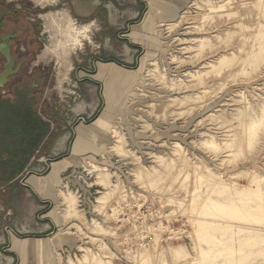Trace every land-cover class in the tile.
I'll return each mask as SVG.
<instances>
[{"label": "rangeland", "instance_id": "rangeland-1", "mask_svg": "<svg viewBox=\"0 0 264 264\" xmlns=\"http://www.w3.org/2000/svg\"><path fill=\"white\" fill-rule=\"evenodd\" d=\"M0 9L1 33L27 35L46 56L34 78L15 75L0 89L11 96L0 118L29 92L34 106L46 96L52 144L101 113L107 137L59 176L39 231L10 212L27 201L15 187L28 173L48 175L66 151L31 159L0 133V264H16L8 232L53 236L48 264H264V0H0ZM103 62L131 71L114 83L109 110L101 88L81 79ZM118 139L125 154L112 151Z\"/></svg>", "mask_w": 264, "mask_h": 264}, {"label": "crops", "instance_id": "crops-1", "mask_svg": "<svg viewBox=\"0 0 264 264\" xmlns=\"http://www.w3.org/2000/svg\"><path fill=\"white\" fill-rule=\"evenodd\" d=\"M27 40H29V37L22 34L13 43V57L17 59V62H24L23 68L14 78H34L36 73L43 70L44 65H39L38 62L39 59H45L46 56L43 57L41 52L36 54L32 50L31 43L26 42ZM1 63L2 58L0 57V66ZM128 72L131 71L121 68L112 62H103L97 64L95 73L92 76L85 78L87 76L83 74L85 76L81 79L87 81L93 89L101 88V96L98 99V103L105 110H107L106 106L109 103V110L112 103L116 101L113 100L114 94L111 89L115 87V84L116 86L119 84L123 85L124 78H126V73ZM111 83L112 87L109 86ZM106 86H109L110 90L108 98L105 93ZM6 97L11 96L7 94L0 96V102L6 101ZM20 97L15 95L13 102H11L13 104L17 103L19 107L16 114H13V117L10 116L12 118H9L5 114V110H2L0 133L3 136L5 134L10 135L12 141L17 143V148L21 151L26 150L25 155H31V159L35 157L37 152L42 155V158L46 159L47 155L53 151H66V157L51 164L48 175L28 173L22 176L15 187L21 198L27 200L26 203H19L16 210H10L13 215L16 214L18 216L19 221L17 224L25 227L24 229L43 231L47 230V217H52V211L48 213L41 212L42 216L40 218L38 214L42 206L51 205V201L56 199L59 176L69 167L78 165L82 156L95 154L107 144L103 125L104 117L101 113L91 123L84 122V118L77 119V124L70 128L72 139L68 142L67 135H65L67 133L64 131L61 133V137H58L57 141L52 144V137L57 130H54V126L48 123L50 117H47V110H45L46 96L39 98L37 106H34L36 100L33 94L28 92L27 95ZM90 105H92L91 113L99 109L98 104L95 102L93 104L90 103ZM65 129L64 126H61L60 131ZM44 164L47 169V163ZM21 166H24L23 162L18 164V167ZM42 219H45V221H41ZM49 222L52 225L54 223L52 220H49ZM6 235L8 237L9 255L16 264H48L52 262L54 245L51 240L53 236L49 238L47 236L19 237L9 232Z\"/></svg>", "mask_w": 264, "mask_h": 264}, {"label": "water", "instance_id": "water-1", "mask_svg": "<svg viewBox=\"0 0 264 264\" xmlns=\"http://www.w3.org/2000/svg\"><path fill=\"white\" fill-rule=\"evenodd\" d=\"M1 20L0 18V34H1ZM14 38L13 33L0 36V55L4 59L2 71L0 72V89L4 88L9 79L19 73L20 65H15V60L11 56L10 41Z\"/></svg>", "mask_w": 264, "mask_h": 264}, {"label": "bare ground", "instance_id": "bare-ground-1", "mask_svg": "<svg viewBox=\"0 0 264 264\" xmlns=\"http://www.w3.org/2000/svg\"><path fill=\"white\" fill-rule=\"evenodd\" d=\"M43 34H44V33H43ZM46 35H47V34H46ZM47 37H48V36H47ZM49 40H50V39H49ZM76 42H78V41L76 40ZM79 44H80V43H79ZM107 85H108V84H107ZM105 93H106V96H107V98H108L109 93H110L109 86H106V87H105ZM116 129H117V128H116ZM116 132H117V131H116ZM117 134H118V133H117ZM115 135H116V134H115ZM117 136H118V135H117ZM79 137H80V136H79ZM118 137H119V136H118ZM120 140H121V139H118V140H117L118 144L112 146V151H114V152H115V151H116V152H119V151L122 152V151H123L122 153L125 154V152H124V150H123V147H122L123 145H122V143H121ZM180 149H181V148H180ZM181 153H182V152H181ZM181 153H180V155H181V157H183L184 154H181ZM120 154H121V153H120ZM178 155H179V154H178ZM182 159H183V158H182ZM184 159H185V158H184ZM185 161H186V160H185ZM173 167H174V166H173ZM173 167H172V168H173ZM93 168H96V167L94 166ZM172 171H173V175H174V176H177V175L179 174V173L177 174V172H179L180 170L178 171V169H177L176 167H174ZM158 174H159V173H158ZM170 174H171V173H170ZM102 175H103V174H102ZM160 175H161V174H160ZM179 175H180V174H179ZM181 175H182V174H181ZM161 176H162V175H161ZM212 178H213V177H212ZM162 179H163V181H165V180H166V177H163V176H162ZM101 180H102L103 183L107 184V182H106L107 180H106L105 178H103V179H101ZM210 180H211V179H210ZM213 180H214V179H213ZM213 180H211V181H213ZM195 181H197V179H196ZM198 181H199V179H198ZM208 181H209V180H208ZM208 181H207V183H208ZM211 181H210V182H211ZM218 181H219V180H218ZM205 182H206V181H205ZM219 184H221V187H224V188H226V187L228 186V184H227L226 182L222 181V180L219 181ZM119 186L122 188L121 183L119 184ZM241 188H242V187H241ZM120 191H121V189H120ZM121 193H122V192H121ZM109 194H110V193L108 192L106 195H104L103 197H101L99 202H102V203L105 202V200L107 199V197L110 196ZM108 195H109V196H108ZM111 195H112V194H111ZM123 195H124V194H123ZM117 197H118V196H117ZM112 199H113V198H112ZM201 200H202V203H203V204H208V205L210 204V205H211V204L214 203V202L211 201L210 199H206V198H201ZM66 201H68V198H66ZM106 201H107V200H106ZM189 202H190V201H189ZM68 204H69V206H70L71 203H68ZM192 205H193V204H192ZM193 206H194V205H193ZM202 206H203V205H202ZM215 208H216V206H215ZM227 209H228V208H227ZM204 210H207V209H204ZM208 210H209V209H208ZM221 210H222V209H221ZM244 218H245V217H244ZM256 220H257V219H256ZM238 221H239V220H238ZM94 227H95V228L100 227V226H99V223H97V222L94 221ZM202 228H203V227H202ZM101 229H102V228H101ZM200 231H201V230H200ZM88 263H89V262H88Z\"/></svg>", "mask_w": 264, "mask_h": 264}, {"label": "flooded vegetation", "instance_id": "flooded-vegetation-1", "mask_svg": "<svg viewBox=\"0 0 264 264\" xmlns=\"http://www.w3.org/2000/svg\"><path fill=\"white\" fill-rule=\"evenodd\" d=\"M3 10L2 9H0V18H2V14H3ZM2 25H3V18H2V20H1V31H2ZM18 25V24H17ZM17 25H16V23H13V27H17ZM9 33H12V32H10V31H8L6 34H0V36H4V35H7V34H9ZM17 39H16V36L14 35V38L10 41V46H11V56H12V58L15 60V65L16 66H18V65H20L21 67H20V70H19V72L21 71V69L23 68V66H24V62H17V59L15 58V57H13V53H12V49H13V46H12V44L16 41ZM27 49H29V48H27ZM0 57L2 58V63L4 64V59H3V57L0 55ZM3 64H2V67H3Z\"/></svg>", "mask_w": 264, "mask_h": 264}, {"label": "built area", "instance_id": "built-area-1", "mask_svg": "<svg viewBox=\"0 0 264 264\" xmlns=\"http://www.w3.org/2000/svg\"><path fill=\"white\" fill-rule=\"evenodd\" d=\"M143 212L147 213V210H146V211H143ZM141 213H142V212H141ZM141 213H140V215L136 218V220H139L140 222H142L143 219L146 217V216L144 215V213H142V214H141ZM146 215H147V214H146ZM156 216H157V215H156ZM170 232H171V233H174V234L176 233V232H174L173 230H170ZM169 238H170V239H175V236H173V234H171Z\"/></svg>", "mask_w": 264, "mask_h": 264}]
</instances>
